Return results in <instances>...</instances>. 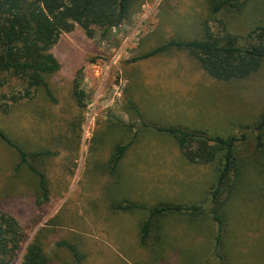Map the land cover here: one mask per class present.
<instances>
[{
	"label": "rangeland",
	"instance_id": "374dc122",
	"mask_svg": "<svg viewBox=\"0 0 264 264\" xmlns=\"http://www.w3.org/2000/svg\"><path fill=\"white\" fill-rule=\"evenodd\" d=\"M240 1L239 10L219 15L230 32L245 36L264 27V0ZM131 13L116 29L93 28L92 38L79 27L62 34L51 51L60 70L47 78L55 102L38 92L0 114V127L25 151L51 154L40 166L48 202L39 203L35 177L26 168L14 172L18 157L0 142V208L25 236L14 264L35 240L50 264H73L71 248L81 264H219L208 193L218 165H191L156 127L245 136L236 145L237 188L222 196L219 211L225 264H264V153L253 131L264 114V65L244 80L219 82L184 51L133 61L171 40L201 39L209 10L207 0H145ZM21 88L16 82L0 88V105L11 106L2 96ZM126 144L113 173V150ZM132 203L146 210H112ZM157 205L200 206L204 215L154 220L142 248L141 223Z\"/></svg>",
	"mask_w": 264,
	"mask_h": 264
},
{
	"label": "trees",
	"instance_id": "16d2710c",
	"mask_svg": "<svg viewBox=\"0 0 264 264\" xmlns=\"http://www.w3.org/2000/svg\"><path fill=\"white\" fill-rule=\"evenodd\" d=\"M145 0H0V88L9 83L20 84L21 92L2 96L11 106L0 105V114L21 101L33 100L40 92L45 99L54 103L47 78L60 70V64L51 53L62 34L73 32L79 27L88 38L94 34L93 28L116 29L127 22L133 8ZM209 18L203 25L202 38L192 41L171 40L152 49L141 57L146 60L163 55L169 50L186 52L193 58L207 77L219 82L244 80L256 73L264 65V27L251 29L245 36L233 34L228 25L219 19V15L228 10H239L243 6L240 0H207ZM210 22L217 24L213 30ZM78 85L74 84V95L79 97ZM137 117V108L130 104ZM140 119V118H139ZM141 120V119H140ZM126 128H130L125 126ZM169 135L175 142L187 162L193 165L217 164V177L210 187L209 196L213 208L211 217L216 224V233L212 249L213 258L219 264L228 261L227 246L224 238V220L219 213L224 206L222 196L229 198L237 188L236 182L241 175L236 155V145L245 138L228 136H209L203 131H187L180 128H155ZM256 146L264 153V114L255 122ZM0 142L13 150L18 157L14 172L26 168L36 179L38 202H48L49 185L41 162L51 157L48 151L30 153L23 149L0 127ZM129 144L119 145L109 160V170L117 172L119 165L129 148ZM232 182V184L230 183ZM239 182V181H238ZM113 211L146 210L143 206L126 204L114 205ZM188 214L204 215L200 206L157 205L148 210L147 219L139 229V243L146 247L147 239L154 220L168 215ZM25 244V236L18 222L0 208V264H14ZM73 264L84 260L75 251L69 249ZM43 246L33 241L26 246L19 264H50Z\"/></svg>",
	"mask_w": 264,
	"mask_h": 264
},
{
	"label": "crops",
	"instance_id": "0c3cea01",
	"mask_svg": "<svg viewBox=\"0 0 264 264\" xmlns=\"http://www.w3.org/2000/svg\"><path fill=\"white\" fill-rule=\"evenodd\" d=\"M183 156V155H182ZM184 157V156H183ZM185 158V157H184ZM186 160V159H185ZM187 161V160H186ZM189 163V162H188ZM191 165H193V164H191Z\"/></svg>",
	"mask_w": 264,
	"mask_h": 264
}]
</instances>
